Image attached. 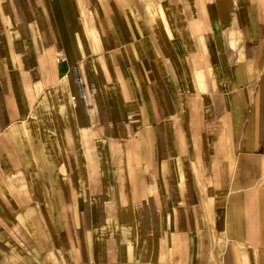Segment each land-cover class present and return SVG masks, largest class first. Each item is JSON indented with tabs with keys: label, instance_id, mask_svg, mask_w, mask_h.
Returning a JSON list of instances; mask_svg holds the SVG:
<instances>
[{
	"label": "crops",
	"instance_id": "1",
	"mask_svg": "<svg viewBox=\"0 0 264 264\" xmlns=\"http://www.w3.org/2000/svg\"><path fill=\"white\" fill-rule=\"evenodd\" d=\"M0 255L264 264V0H0Z\"/></svg>",
	"mask_w": 264,
	"mask_h": 264
},
{
	"label": "rangeland",
	"instance_id": "2",
	"mask_svg": "<svg viewBox=\"0 0 264 264\" xmlns=\"http://www.w3.org/2000/svg\"><path fill=\"white\" fill-rule=\"evenodd\" d=\"M4 254L8 255L9 257L11 256L9 253H8V254H7V253H4ZM2 255H3V254H2ZM0 256H1V255H0ZM25 257H26V261H16V260H15L16 263H17V264H35V263H39V264H41L40 262L31 259L29 256H25ZM0 264H8V263H5V262L1 261V259H0Z\"/></svg>",
	"mask_w": 264,
	"mask_h": 264
}]
</instances>
